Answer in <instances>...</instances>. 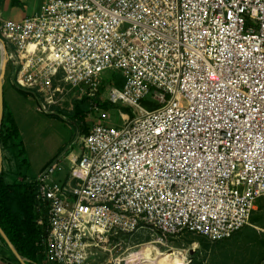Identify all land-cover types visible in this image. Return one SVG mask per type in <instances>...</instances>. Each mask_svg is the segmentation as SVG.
I'll return each instance as SVG.
<instances>
[{"label": "built area", "instance_id": "1", "mask_svg": "<svg viewBox=\"0 0 264 264\" xmlns=\"http://www.w3.org/2000/svg\"><path fill=\"white\" fill-rule=\"evenodd\" d=\"M0 38L38 111L99 99L108 72L124 83L104 99L134 108L28 181L39 264H93L143 227L213 243L250 224L264 196V0H45L1 18Z\"/></svg>", "mask_w": 264, "mask_h": 264}, {"label": "rangeland", "instance_id": "2", "mask_svg": "<svg viewBox=\"0 0 264 264\" xmlns=\"http://www.w3.org/2000/svg\"><path fill=\"white\" fill-rule=\"evenodd\" d=\"M36 1L32 0V2ZM5 72L4 82H7L13 77L10 63ZM106 79L107 82L100 91L99 100L109 102L104 99L107 87L114 80L122 83L116 84L117 86H122L124 77L121 73L108 72ZM42 107L44 110L38 111L34 97L28 95L22 97L16 115L19 124V140L24 143L21 146L25 150L24 156L16 159L9 149H3L7 170L13 172L15 177L18 174L25 176L27 181L35 178L37 168L43 162L47 160L50 162L61 150H77L80 145V135L85 134V128L89 130L96 123H112L121 126L123 120L120 111L131 117L134 109L132 106L110 102L108 107L100 106L98 110L86 106L85 116L74 119L70 115L73 109L68 101L53 105L51 109H47L44 105ZM70 146L72 147L69 148ZM23 158H26L25 162H22ZM254 218L263 224H255ZM252 229L257 230V235H254ZM241 232L245 234L244 237H236V240L234 237L230 243L227 242L221 247L220 241L212 243L202 236L188 232L170 237L168 240H161L157 232L143 227L133 233L111 236L109 242L103 245L104 249L99 248L93 264H119L120 262L134 264L136 259H130L128 256L142 249H149L155 254L153 264L171 263L173 261L166 260L175 255L176 259L186 257L188 264H261L264 257V196L258 199L250 224L235 234ZM226 239L221 242H225Z\"/></svg>", "mask_w": 264, "mask_h": 264}, {"label": "trees", "instance_id": "3", "mask_svg": "<svg viewBox=\"0 0 264 264\" xmlns=\"http://www.w3.org/2000/svg\"><path fill=\"white\" fill-rule=\"evenodd\" d=\"M0 54H2L3 60H5L6 54L1 40ZM116 84L121 85L122 83L117 81ZM19 89L24 94H28L21 88ZM92 102L103 107H108L110 104V102L100 101L98 98L84 97L83 100L75 103L73 112L70 115L74 119H81L85 116V107L90 106ZM84 132L87 133L88 129L85 128ZM19 138L17 120L5 107L1 126L0 145L2 149H9L16 159L24 156L25 152L24 147H21L24 143ZM62 151L58 155L63 153ZM25 161L26 158H23L22 162ZM19 176L22 175H16L13 181L9 183L6 180L7 175L2 168L0 158V226L19 255L26 259L28 264H39L43 259L42 250L38 244L42 229L36 224L35 187L26 180L25 176L21 179H19ZM254 223L258 225L263 224V222L256 218H254ZM175 256L166 261H173ZM177 261L179 264H188L186 257L177 259Z\"/></svg>", "mask_w": 264, "mask_h": 264}, {"label": "crops", "instance_id": "4", "mask_svg": "<svg viewBox=\"0 0 264 264\" xmlns=\"http://www.w3.org/2000/svg\"><path fill=\"white\" fill-rule=\"evenodd\" d=\"M44 2H45V0H37L36 2H32V0H0V19L1 18L16 19V20L22 19L28 15H31V14L39 11ZM2 57H3L2 54H0V76H1L2 71H3L2 68H3L4 61H5V60H3ZM7 64H8V62H6V66L4 68V71H6V69H7V66H8ZM5 76H6V72H4V78H5ZM4 78H3L4 106L6 107L7 111H9L13 114V116L15 117V119L17 120V123H18V119H17V115H16L18 112L17 110H18V108H20V101L22 100V97H24L26 94L21 92L20 89L16 85H14V83L12 82V78H9L7 80V82H4ZM27 95L31 97V95H29V94H27ZM77 148H78L77 150L74 149V150H70L69 152L72 151L73 154L77 155L80 152V146H78ZM0 158L2 161V168L7 175L6 180L10 183L15 178V174H13V172H10L7 170V167L5 165V154L3 152L2 147L0 148ZM48 161L49 160L43 162L40 165V167L37 168L36 175L49 163ZM68 172H69V165L67 163V164H65V169L63 171V174H64L63 177H67ZM21 178H22V176H19V179H21ZM9 179L11 181H9ZM252 231L254 232V235H257V233H258L257 230L252 229ZM243 232H241L240 234L234 233V235L231 238L226 239L225 242L220 241L219 245H221V247H222L223 244H225L227 242L230 243L231 239H233L234 237H235L234 238L235 240H236V237L237 238L244 237L245 234H243ZM175 261H177L176 257L173 259V262H175ZM0 264H28L26 259L22 258L20 255H17L12 250L10 245L7 243V241L5 240V238L1 234H0Z\"/></svg>", "mask_w": 264, "mask_h": 264}, {"label": "water", "instance_id": "5", "mask_svg": "<svg viewBox=\"0 0 264 264\" xmlns=\"http://www.w3.org/2000/svg\"><path fill=\"white\" fill-rule=\"evenodd\" d=\"M1 42L3 43V40L0 38ZM6 59L4 61L3 64V71L2 74L0 76V136H1V126H2V122H3V117H4V110H5V106H4V89H3V78H4V68L6 66ZM1 148V145H0ZM0 234L5 238V240L7 241V243L10 245V247L12 248V250L17 254V250L15 249L14 245L12 244V242L9 240L8 236L5 234V232L3 231V229L0 226Z\"/></svg>", "mask_w": 264, "mask_h": 264}, {"label": "bare ground", "instance_id": "6", "mask_svg": "<svg viewBox=\"0 0 264 264\" xmlns=\"http://www.w3.org/2000/svg\"><path fill=\"white\" fill-rule=\"evenodd\" d=\"M155 254L149 250V249H142L139 252L134 251V253H131L128 257L131 258H135L136 259V263L134 262V264H153L155 262ZM163 262V261H162ZM119 264H122L121 262ZM163 264H179L178 261L175 262H171V263H165L163 262Z\"/></svg>", "mask_w": 264, "mask_h": 264}]
</instances>
